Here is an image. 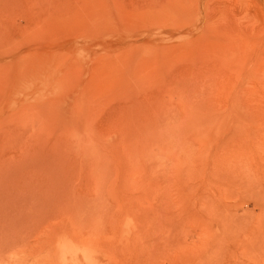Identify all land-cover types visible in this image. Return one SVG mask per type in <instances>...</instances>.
<instances>
[{
	"label": "rangeland",
	"instance_id": "obj_1",
	"mask_svg": "<svg viewBox=\"0 0 264 264\" xmlns=\"http://www.w3.org/2000/svg\"><path fill=\"white\" fill-rule=\"evenodd\" d=\"M0 264H264V0H0Z\"/></svg>",
	"mask_w": 264,
	"mask_h": 264
}]
</instances>
